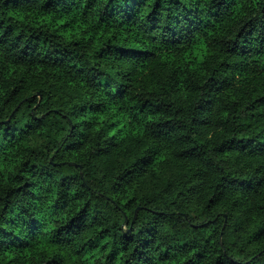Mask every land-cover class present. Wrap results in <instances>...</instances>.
Listing matches in <instances>:
<instances>
[{
	"label": "trees",
	"instance_id": "obj_1",
	"mask_svg": "<svg viewBox=\"0 0 264 264\" xmlns=\"http://www.w3.org/2000/svg\"><path fill=\"white\" fill-rule=\"evenodd\" d=\"M0 264H264V0H0Z\"/></svg>",
	"mask_w": 264,
	"mask_h": 264
}]
</instances>
